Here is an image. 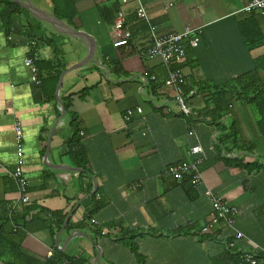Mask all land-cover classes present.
<instances>
[{
	"label": "crops",
	"instance_id": "crops-1",
	"mask_svg": "<svg viewBox=\"0 0 264 264\" xmlns=\"http://www.w3.org/2000/svg\"><path fill=\"white\" fill-rule=\"evenodd\" d=\"M19 1L40 13L0 0V11L19 8L7 27L0 18V217L15 208L23 252L45 261L56 250L85 264H233L251 243L264 249V133L257 123L263 114L230 97L219 111L211 91L253 72L264 88V16L243 11L247 0H72L69 24L49 0ZM139 4L159 34L199 30L197 46L185 43L183 61L171 67L183 73L195 116L179 112L164 85L165 65L135 55L148 44L146 24L135 14ZM118 11L131 31L122 47L113 46ZM50 15L63 25L46 22ZM29 55L40 82L51 74L49 64L61 63L53 99L51 84L30 81L23 63ZM259 100L264 108V95ZM63 101L77 116V147ZM16 123L30 197L24 209L8 176L16 164ZM194 146L204 153L203 184L158 176ZM205 188L238 209L234 224L246 240L233 239L221 224L197 233L208 220Z\"/></svg>",
	"mask_w": 264,
	"mask_h": 264
},
{
	"label": "built area",
	"instance_id": "built-area-1",
	"mask_svg": "<svg viewBox=\"0 0 264 264\" xmlns=\"http://www.w3.org/2000/svg\"><path fill=\"white\" fill-rule=\"evenodd\" d=\"M126 0H122L125 2ZM245 12H257L264 16V0H247L243 8ZM138 18L142 19L147 27V41L145 48L137 49L135 55L139 58H158L167 68V77L164 85L170 88L174 95V102L181 114L187 117L195 116L196 113L186 104V97L183 93V73L179 68H171L173 65L179 64L185 57V43L190 47H196L199 41V30L195 28L185 29L182 32L159 34L156 26L150 23L149 16L142 5H138L135 10ZM113 41L114 47L127 46L131 40V31L125 23L124 15L118 11L113 22ZM24 66L27 67L30 74V81L35 84H40L38 70L34 64L32 57L26 56L23 60ZM189 94V93H188ZM139 112V110H137ZM132 115L131 111H126L123 115L124 121H129ZM14 152L16 164L8 176L13 180L16 193L17 205L24 209L30 202V197L27 189V182L23 174V148H22V130L20 124L16 123L14 128ZM204 159V153L200 146L191 147L186 153V159L175 164L164 166L159 177L162 179H171L175 182L187 181L192 188H197L203 184L201 173L198 166ZM204 195L208 199L209 212L207 223L200 227L198 234L209 232L211 226L221 224L228 229L233 239H244L246 237L236 229L234 221L238 214V209L230 205L221 197H217L209 188H205ZM15 208L12 213L14 212ZM88 224L92 227L95 225L94 219H89ZM21 228V224L13 225V229ZM100 228L99 231H103ZM264 254V249L256 244L251 243L249 249H242L236 252L238 264H258V258ZM50 253L48 254V256Z\"/></svg>",
	"mask_w": 264,
	"mask_h": 264
},
{
	"label": "trees",
	"instance_id": "trees-1",
	"mask_svg": "<svg viewBox=\"0 0 264 264\" xmlns=\"http://www.w3.org/2000/svg\"><path fill=\"white\" fill-rule=\"evenodd\" d=\"M49 2L52 7L53 13L57 18L63 19L69 24L72 23V20L76 15V10L72 0H49ZM18 11L19 8L15 4H6L3 6L0 11V18L3 20L6 27L9 25L11 15ZM117 65L118 64L114 63L113 68L115 69ZM175 67L177 66L175 65ZM47 68L48 70H50L51 74H49L43 81H41L40 84L42 86H44V84H46L47 82L51 84L48 99H53V91L60 76L62 66L61 63L56 61L54 64H49ZM116 73L123 74L122 72ZM150 87L153 92L156 91V86L151 84ZM211 88L212 97L217 101L214 104V107L218 108L219 111H222L223 107V104H220L222 103L221 99L225 97H230L240 100L243 103L253 105L256 109L257 114L259 113L261 114V116L263 114V118H261L257 123L260 132L264 133V108L262 105V101L259 100V98L263 97L264 95V88H262V85L259 82L257 72L242 74L234 79L233 82L228 83L227 87L223 86L216 88V86H211ZM183 93L185 96L189 93L187 89H185V87H183ZM62 104L64 111L69 117L68 126L72 130V146L77 147V116L76 114L69 111L68 102L63 101ZM226 105L227 104H225V106ZM215 112L216 111L214 110V113ZM79 155L80 154L78 152L73 153V157L75 158V160L79 158ZM78 165L82 167L80 163H78ZM185 182L187 181L185 180ZM94 207V209H98L99 205L95 204ZM17 219L18 218L15 217V213H9V210L7 209L4 210V213L0 217V264H85V260H82L80 257H68L56 250L55 254H53L48 260L45 261H39L24 253L20 244L21 239L25 236V232H22L21 228H17L15 230L13 229V225L18 224ZM131 247L136 254L135 246L131 244ZM136 256L138 257V259L140 258L138 254H136ZM233 264H238V262L234 261Z\"/></svg>",
	"mask_w": 264,
	"mask_h": 264
},
{
	"label": "water",
	"instance_id": "water-1",
	"mask_svg": "<svg viewBox=\"0 0 264 264\" xmlns=\"http://www.w3.org/2000/svg\"><path fill=\"white\" fill-rule=\"evenodd\" d=\"M13 2H15L16 4H18L21 8L27 10V11H34L36 12L37 14H39L40 12H38L37 10L33 9V7H28L26 6L25 4H23L22 2H20L19 0H12ZM44 20L48 23H50L52 26H55V24H60V25H63L62 22L60 20H58L57 18H55L54 16L50 15L49 19L48 18H44ZM71 33L74 34V36H79V37H83V35L80 36V34L78 32H75L74 30L73 31H70ZM85 36V35H84ZM93 53V49L90 48L89 50V55L91 56ZM60 109H61V113L62 115L64 114V109L63 107L60 105Z\"/></svg>",
	"mask_w": 264,
	"mask_h": 264
}]
</instances>
